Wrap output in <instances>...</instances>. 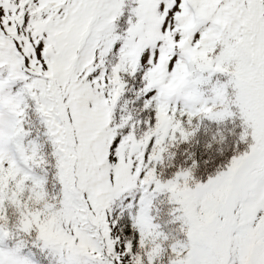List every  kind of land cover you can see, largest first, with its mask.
Wrapping results in <instances>:
<instances>
[{
    "label": "snow or ice",
    "instance_id": "snow-or-ice-1",
    "mask_svg": "<svg viewBox=\"0 0 264 264\" xmlns=\"http://www.w3.org/2000/svg\"><path fill=\"white\" fill-rule=\"evenodd\" d=\"M0 264H264V0H0Z\"/></svg>",
    "mask_w": 264,
    "mask_h": 264
},
{
    "label": "trees",
    "instance_id": "trees-1",
    "mask_svg": "<svg viewBox=\"0 0 264 264\" xmlns=\"http://www.w3.org/2000/svg\"><path fill=\"white\" fill-rule=\"evenodd\" d=\"M228 127H231V125L229 124ZM236 131L238 132L239 128H237ZM231 139H233V137H229V142H231ZM185 147H186L185 145H181V146H179V147H177L175 149H171L172 151L176 152V156L173 158L172 167L171 168L165 167L163 169V173H164L165 176L171 175L172 172H174L175 167L182 163L183 157H184V155H186V153H184V151H183ZM196 175H197L198 178L206 179V176H201L200 173H197Z\"/></svg>",
    "mask_w": 264,
    "mask_h": 264
},
{
    "label": "rangeland",
    "instance_id": "rangeland-1",
    "mask_svg": "<svg viewBox=\"0 0 264 264\" xmlns=\"http://www.w3.org/2000/svg\"><path fill=\"white\" fill-rule=\"evenodd\" d=\"M119 114V110L117 111V115Z\"/></svg>",
    "mask_w": 264,
    "mask_h": 264
}]
</instances>
